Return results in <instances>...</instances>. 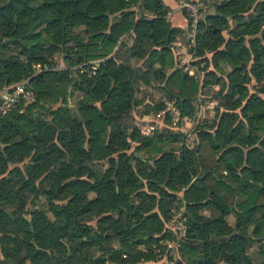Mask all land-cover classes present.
Listing matches in <instances>:
<instances>
[{
  "label": "trees",
  "instance_id": "trees-1",
  "mask_svg": "<svg viewBox=\"0 0 264 264\" xmlns=\"http://www.w3.org/2000/svg\"><path fill=\"white\" fill-rule=\"evenodd\" d=\"M206 6L196 80L162 0H0V90L33 94L0 116V264H161L181 208L173 264H264V2ZM165 102L191 141L141 133Z\"/></svg>",
  "mask_w": 264,
  "mask_h": 264
},
{
  "label": "built area",
  "instance_id": "built-area-1",
  "mask_svg": "<svg viewBox=\"0 0 264 264\" xmlns=\"http://www.w3.org/2000/svg\"><path fill=\"white\" fill-rule=\"evenodd\" d=\"M224 0H205L197 3H192L186 0H176V9L178 11L184 10L189 18V32L187 34V42L183 45L179 46V50L181 51L180 57L178 58L179 67L187 73L189 77H193L196 80H201L202 77V69L205 65L204 62L200 64H194V48L196 46V28L198 25V21L202 15V13L206 12L207 2H221ZM260 2H264V0H259ZM170 16V13H168ZM99 62H90L81 64L77 67H73L74 70L78 71L79 74L88 73L89 75H94ZM68 68L58 66L57 70H65ZM47 68H41L39 65L35 67L34 76L40 74L42 72L47 71ZM27 81L18 83L14 86L4 88L0 90V116L5 115L11 108L19 103L21 100L31 101L33 100V94L31 91L27 89ZM164 110L160 111L159 114L156 115V119L154 121H147L143 124L140 129L141 133L145 136L152 135L160 126L163 124V119L165 115L168 113L171 115L172 120L181 121L182 125H187L192 123L197 124L199 122V118H201L202 110L199 113L196 120L192 118L184 117L181 118L179 115L178 109H176L172 103L165 102ZM161 124V125H160ZM185 135H188L189 141H191V131H186ZM186 217L184 214V209L173 210L171 211L170 220L168 224V229H170L175 238L173 240L167 241H159V244L165 247L163 257L161 258V264H173L174 260L172 257L175 256L179 245L184 241L187 235V226H186ZM152 249H156L157 245H152ZM138 250L143 253L148 252V248L144 245L138 246ZM125 258V256H124Z\"/></svg>",
  "mask_w": 264,
  "mask_h": 264
},
{
  "label": "crops",
  "instance_id": "crops-1",
  "mask_svg": "<svg viewBox=\"0 0 264 264\" xmlns=\"http://www.w3.org/2000/svg\"><path fill=\"white\" fill-rule=\"evenodd\" d=\"M164 5L168 7L171 23L174 27L179 29H186L187 20L181 11L176 9V0H162Z\"/></svg>",
  "mask_w": 264,
  "mask_h": 264
},
{
  "label": "rangeland",
  "instance_id": "rangeland-1",
  "mask_svg": "<svg viewBox=\"0 0 264 264\" xmlns=\"http://www.w3.org/2000/svg\"><path fill=\"white\" fill-rule=\"evenodd\" d=\"M183 45L184 43H180V45ZM179 45V46H180ZM179 52L181 53V51L179 50ZM180 53L178 54L179 56L176 58V64H177V67H179V62H178V58L180 57ZM196 61V60H195ZM180 68V67H179ZM78 99V95H76L75 96V98L73 99V102H75L76 100ZM214 107V103H207V109H208V118L209 119H211L212 118V116H213V111L211 110L212 108ZM170 115V114H169ZM201 115H204V116H206V114H203V110H202V114ZM171 116V115H170ZM172 118V117H171ZM201 118H203L202 116H201ZM138 122H137V124L139 123V120H137ZM146 120H144V121H140V123L138 124V125H140V126H142L143 124H144V122H145ZM147 121H151V120H147ZM154 121V120H153ZM173 123H174V125L172 126V127H174V129H181L182 131H183V133H185L186 131H191V133H192V129L198 124H193L192 125V123L190 124V126H189V124H187V125H182V123H180L179 121H175V120H173ZM161 125V124H160ZM160 127H162V125L160 126ZM176 127V128H175ZM113 167V166H112Z\"/></svg>",
  "mask_w": 264,
  "mask_h": 264
},
{
  "label": "water",
  "instance_id": "water-1",
  "mask_svg": "<svg viewBox=\"0 0 264 264\" xmlns=\"http://www.w3.org/2000/svg\"><path fill=\"white\" fill-rule=\"evenodd\" d=\"M68 92H71V89H69ZM235 234H237V231L236 230H234V232L232 233V235L228 236L226 239H229L231 236H233ZM246 238H248V237H246ZM220 239H225V238H217L216 240L219 241Z\"/></svg>",
  "mask_w": 264,
  "mask_h": 264
}]
</instances>
